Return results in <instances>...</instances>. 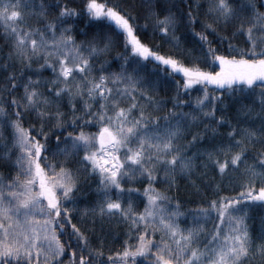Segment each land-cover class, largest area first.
Wrapping results in <instances>:
<instances>
[{
  "label": "snow or ice",
  "instance_id": "6c2138e0",
  "mask_svg": "<svg viewBox=\"0 0 264 264\" xmlns=\"http://www.w3.org/2000/svg\"><path fill=\"white\" fill-rule=\"evenodd\" d=\"M0 264H264V0H0Z\"/></svg>",
  "mask_w": 264,
  "mask_h": 264
},
{
  "label": "trees",
  "instance_id": "16d2710c",
  "mask_svg": "<svg viewBox=\"0 0 264 264\" xmlns=\"http://www.w3.org/2000/svg\"><path fill=\"white\" fill-rule=\"evenodd\" d=\"M197 93L193 92L192 95L195 96Z\"/></svg>",
  "mask_w": 264,
  "mask_h": 264
}]
</instances>
